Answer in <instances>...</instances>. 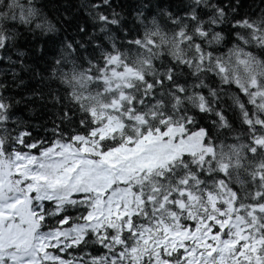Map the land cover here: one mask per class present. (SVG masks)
Instances as JSON below:
<instances>
[{"label": "snow or ice", "instance_id": "6c2138e0", "mask_svg": "<svg viewBox=\"0 0 264 264\" xmlns=\"http://www.w3.org/2000/svg\"><path fill=\"white\" fill-rule=\"evenodd\" d=\"M0 264H264V0H0Z\"/></svg>", "mask_w": 264, "mask_h": 264}, {"label": "trees", "instance_id": "16d2710c", "mask_svg": "<svg viewBox=\"0 0 264 264\" xmlns=\"http://www.w3.org/2000/svg\"><path fill=\"white\" fill-rule=\"evenodd\" d=\"M36 2H37V6H39L40 0H36ZM44 2L49 3L50 5H53V6H57V5L63 4L64 0H44ZM69 2L75 4V3H78V0H69ZM52 10L54 11L55 9L53 8ZM60 11H63V9L61 8ZM82 14L83 13L81 12V15Z\"/></svg>", "mask_w": 264, "mask_h": 264}]
</instances>
